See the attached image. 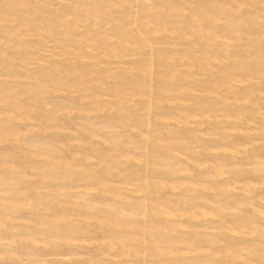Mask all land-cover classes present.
<instances>
[{
  "label": "bare ground",
  "instance_id": "obj_1",
  "mask_svg": "<svg viewBox=\"0 0 264 264\" xmlns=\"http://www.w3.org/2000/svg\"><path fill=\"white\" fill-rule=\"evenodd\" d=\"M58 1L0 0L1 24L13 22L0 26V65L14 75L25 76L23 79L29 77L28 85L37 89L32 95L37 98L35 102L17 105L14 103L21 99L19 93L1 91L0 124L4 125H0V139L13 135L11 140L14 135L29 133L30 136L18 137V140L31 143L33 149L43 147L30 151L34 156L31 166L49 168V172L31 173L25 168L30 166L27 163L29 155L19 156L18 147L14 148L16 153L0 151L3 155L0 159V264H90L81 259L80 248L67 246L74 241L78 244L97 238L102 240L99 247L102 255L121 256L128 259L124 263L129 264H153L149 260L156 252L170 255L166 262L159 264H171L176 260L180 264L191 259V264H264V187L262 191L256 190V183L264 185V179L254 177L264 170V153L259 151L264 148V6H256L264 4V0H204L196 2L199 8L184 6L181 1L185 0H158L156 6H152L150 0H126L128 3L124 0ZM243 3L250 8L241 14L238 10ZM49 4L57 6L50 10ZM84 4L90 5L82 8ZM230 10L236 13L229 14ZM184 29L190 32L183 41ZM23 34L34 35V40L21 39ZM50 35L55 44L47 54L44 40ZM159 45H164L161 52H158ZM132 55L137 56L136 59L122 60ZM218 61L223 62L222 66L213 70ZM128 62L132 64L128 66ZM117 63H126V66H116ZM30 64L34 67H29ZM58 92L63 93L62 97L65 93L80 95L87 98L88 103L83 108L77 104L79 98L56 103L61 97ZM4 105L10 108L4 109ZM132 105L136 107L131 108ZM173 106H182L180 114L167 112V108ZM81 108L83 116L78 117L76 124L86 127L83 132H88L87 128L91 130L89 136L93 133L96 139L77 130L73 131L75 137L68 131L69 124L64 123L70 113ZM99 110L109 116L110 110L119 111L122 119L109 117L103 121ZM91 112L95 114L89 115ZM135 114L141 117L140 123L123 119ZM193 123L205 124L207 128L199 130L198 126H192ZM49 129H53L49 132L59 135L58 138L54 136L49 140L41 134L44 130L47 134ZM118 129L119 135H104L105 131L117 132ZM184 129L194 131V136L182 135ZM206 130L211 132L206 133ZM71 134L78 142L70 140L73 144L68 145L82 147L83 157L67 156V148L60 145L73 139L69 138ZM242 138L260 140L263 145L246 148L249 141L244 142ZM139 141L146 143L140 154L136 152L141 148L136 145ZM124 142L131 144V149L124 148ZM151 144L154 150L162 147L159 149L165 148L167 153L175 150L172 153L179 155L171 156L166 152L153 155ZM104 146L108 150L102 151ZM211 149L216 152L211 153ZM74 152L79 155L78 151ZM210 154L220 159H216L217 164H214L215 156H212L214 161H210ZM180 155L187 159L184 161ZM16 157H20L22 160L18 162L22 163L16 161L19 158L14 160ZM188 158L198 162L192 163ZM209 161L213 165L207 164ZM178 163L188 165L179 168ZM137 167L140 168L138 175L135 174ZM164 170L168 174L164 178L157 176L160 179L154 181V174ZM249 173L254 174L253 178L250 175L248 178L252 179L245 181L249 179L244 175ZM34 174L41 179L32 183L30 178H34ZM196 176L214 182H195ZM99 182L104 190L96 188ZM185 182L188 184H183ZM236 183L246 185L243 187L248 193H240L243 187L239 189ZM125 185L134 189L127 190ZM82 186L97 193V196L90 190L77 193V197L78 194L91 197L94 193L88 202L94 209L92 212L74 208L75 199L66 196L69 189ZM163 188H177L181 193L177 192L179 196L170 194L172 199H169L159 192ZM211 190L216 191L213 192L218 199L207 194ZM154 192L161 194L158 196ZM103 194L107 198H102ZM240 195H244L241 199L248 202L247 206L241 205ZM173 196L178 197L174 199ZM250 204L253 208H249ZM44 208L54 209L50 211L52 214H44L53 218L33 215L43 212ZM29 210L35 212L26 216L24 212ZM120 216L135 217L143 224L141 230L135 227L134 232L124 233L133 238H127V234L125 237L115 235L114 228L129 227V220ZM169 217L173 222L167 221ZM213 217L218 218L221 225L215 224ZM136 219L131 221L138 224ZM147 220L163 225L157 224L154 228ZM164 221L171 226H166ZM98 225L107 226L108 230L99 228L103 233L92 232ZM202 227L206 230H201ZM209 228L222 230L211 234L213 231L209 233ZM77 229L85 234L75 233ZM206 231L210 236H218L219 244L212 242ZM155 233H161L160 237ZM164 235L170 239L165 240ZM245 235L257 240L260 246L253 250L251 246H243L245 241L238 247L228 242L240 236L241 240L243 236L249 241V236ZM17 237L24 239L23 247L29 246L28 254H20L26 258L25 262L17 257L19 252L17 256L12 254V246L21 244ZM30 243L49 244L52 249L50 253L43 252L32 248ZM221 250L226 253L215 261L214 255ZM183 253L195 257L186 258ZM49 254L56 256L58 261L39 260ZM90 256L91 259H85L106 264V258L102 260L97 254ZM132 257L139 259L133 261Z\"/></svg>",
  "mask_w": 264,
  "mask_h": 264
},
{
  "label": "rangeland",
  "instance_id": "obj_2",
  "mask_svg": "<svg viewBox=\"0 0 264 264\" xmlns=\"http://www.w3.org/2000/svg\"><path fill=\"white\" fill-rule=\"evenodd\" d=\"M156 1H158V0H150V2H151V5L152 6H156L155 5V2ZM181 1V0H180ZM185 1H187V2H185ZM185 1H181L183 4H184V6H188V7H190L191 5L193 6V7H195V8H199L198 7V5H197V3L198 2H200V3H203V1L204 0H185ZM194 1V2H193ZM202 1V2H201ZM56 2H60V1H58V0H56ZM66 2H70V0L68 1H66ZM124 3H128V1H126V0H124L123 1ZM197 2V3H196ZM223 2H225V1H223ZM58 4V3H57ZM223 4V3H222ZM52 5V6H51ZM49 4V9L51 8V9H54L56 6H55V4L53 5V4ZM87 5H90V4H87ZM87 5H83V6H81L82 8H85V7H88ZM256 6H259V7H262V6H264V4H262V3H260V4H256ZM112 7H115V6H112ZM245 8V9H244ZM250 8V5L248 4H242L241 6H240V9L238 10V12H240L241 14H243L244 12H246V11H248V9ZM50 9V10H51ZM132 9H134V7L132 8ZM247 9V10H246ZM252 9H254V8H251L250 10H252ZM199 11H202V9H199ZM262 11V10H261ZM181 12H183V11H181ZM185 12H187V13H189V11L188 10H186ZM228 13L229 14H234V13H236L235 11H233V10H230V11H228ZM44 15L45 16H48V13H44ZM51 16V15H50ZM154 18L155 19H157V15H155L154 16ZM235 20V17H233L232 18V20ZM223 21V20H222ZM222 21H218L219 23H221ZM2 23V21H0V26L1 27H4L5 25H12L13 24V22H7L6 24L4 23V24H1ZM256 27H257V25H255ZM262 27V26H261ZM192 31V30H191ZM183 32H184V36H183V41H184V39H186V38H188V36L186 35V33H188V32H190V30H188V29H184L183 30ZM156 34V33H155ZM26 35V36H25ZM24 36V37H23ZM71 37H72V35H70ZM246 36H248V34H246ZM28 37H30V38H28ZM249 37V36H248ZM32 38V39H31ZM21 39H27V40H29L30 42H32L33 40H34V35H31V34H23L22 36H21ZM2 40L4 41L5 39L4 38H2ZM32 40V41H31ZM53 36L51 37V35L49 36V37H47V39H45L44 40V43L46 44V46H44V48H47L48 50H46L45 51V53H47L50 49H52V47H53V45L55 44L53 41ZM170 40V39H169ZM41 43H39L38 44V46L40 45ZM180 46H182V45H180ZM164 47V45L163 46H161V45H159V46H157V48L159 49V51L158 52H161V51H163L161 48H163ZM72 48V47H71ZM70 48V49H71ZM178 48H181V47H178ZM182 48H185V46L184 47H182ZM92 51L91 49H89L88 48V51ZM48 53H50V51L48 52ZM47 53V54H48ZM136 57L137 56H134V55H132V56H128V57H124L122 60H133V59H136ZM182 60H184V59H182ZM132 64V62H128L127 63V65L129 66V64ZM222 61H218L217 62V66H215L214 68H213V70H218L219 69V67L220 66H222ZM130 64V65H131ZM167 64V63H166ZM116 66L118 65H120V66H126V63L124 64V63H120V64H115ZM1 67H0V93H1V91H4V92H10V93H12V92H17V93H19L20 94V96H21V99H19V100H17V102H15L14 104L15 105H17V103H24V104H26V103H30V104H32L33 102H31V101H36L37 100V98H33V94H35L36 92H37V89L36 88H33V86H29L28 84H29V82L31 81V79L29 78V77H27L26 76V78L25 79H23L25 76H19V75H17V74H15L14 75V73L12 72V71H8V70H5V69H3V65H0ZM41 66H43V65H41ZM29 67H34V65L33 64H30L29 65ZM182 67H184V66H182ZM17 70H19V68H17ZM3 72H6V74H4ZM2 76V77H1ZM198 76V75H197ZM11 77V78H10ZM23 77V78H22ZM200 77V76H199ZM221 77V76H220ZM3 78V79H2ZM18 78V79H17ZM12 79V80H11ZM13 79H15V80H13ZM17 79V80H16ZM221 79V78H220ZM111 80V79H110ZM6 82V83H5ZM70 82V81H69ZM72 82H74V80L73 81H71V83ZM110 84H111V82H109ZM12 84V85H11ZM17 87V88H16ZM18 87H19V89H18ZM29 87V88H28ZM31 87V88H30ZM13 88V89H12ZM23 88V89H22ZM34 89V90H33ZM10 90V91H9ZM17 90V91H16ZM29 90V91H28ZM33 90V91H32ZM36 90V91H35ZM22 94V95H21ZM58 94L59 95H61V97L59 98V99H57L58 101H55L56 103H60V102H62L63 100H67V99H74V100H77L78 98H79V100H77V104H78V106H80V107H84V106H86L87 105V103H88V99L87 98H83V97H80V95H76V94H74V93H70V95L69 94H67V93H65L64 95H63V97H62V92H58ZM19 96V97H20ZM25 98H24V97ZM27 97V98H26ZM103 97V96H102ZM29 98V99H28ZM62 98V99H61ZM65 98V99H64ZM104 99H110V98H108V97H103ZM30 100V101H29ZM109 101H111V100H109ZM85 103V104H84ZM169 103H171V101L169 102ZM130 104V103H129ZM133 106H135L136 107V105H132L131 106V108L133 107ZM6 107H9L10 108V106H7V105H4V109H6ZM82 107V108H83ZM174 107V106H173ZM169 107V108H167L168 110H167V112L169 113V112H171V113H173V114H180V110L182 109L181 107L182 106H177V107ZM180 107V108H179ZM82 108H81V110L79 109V110H74L72 113H70L69 114V116H68V118H67V120H65L64 121V123H68L69 124V127H70V130H68L69 132H71V133H73V131H75V130H77L78 131V133L81 131V134L83 133V135L84 136H87V137H91L92 136V138H95L92 134L93 133H91V136H89V134L88 133H90V131L91 130H89L88 128L86 129V130H88V132L87 131H84L83 132V130H85V126H83V125H81L80 123H77L76 124V122L79 120L78 119V117H82L83 115H82ZM175 109V110H174ZM178 110V111H177ZM97 112H100V116H101V119L103 120V121H105L107 118H109V117H111V118H118V119H122V117H119V115L121 114V112H119V111H111L110 110V116L109 115H107V113H105L104 111H102V110H99V111H97ZM104 112V113H103ZM85 113V112H84ZM139 114H140V116H141V112H138ZM143 113V112H142ZM93 114H95V112H91V114H89V115H93ZM71 115V116H70ZM137 115V116H136ZM5 116V115H4ZM74 116H76V118L74 117ZM132 116H134V115H132ZM138 117V114H135V116L134 117H130V116H126V117H124L123 119L125 120V121H127V122H130V123H136V121H140L141 122V117ZM74 118V119H73ZM126 118H128V120L126 119ZM140 118V119H139ZM136 119H139V120H136ZM42 120V119H41ZM68 120L70 121V122H68ZM131 121H133V122H131ZM176 121H179V122H181L180 120H176ZM139 122V123H140ZM178 122V123H179ZM23 123H24V121H23ZM74 123V124H73ZM182 123V122H181ZM181 123H179V124H177V122H176V124L177 125H179V126H182V124ZM137 124V123H136ZM0 125H4V124H0ZM24 125H27V123H24ZM71 125V126H70ZM75 125V126H74ZM195 126L196 128H197V126L199 127V128H197V129H204V128H207V125H205V124H202V125H196V123H193L192 124V126ZM79 128V130H78V128ZM4 127V126H3ZM80 127H81V129H80ZM84 128V129H83ZM164 129H165V127H163ZM195 128V129H196ZM71 129H73V130H71ZM83 129V130H82ZM187 129V128H186ZM186 129H184L185 131L183 132V131H181V134L182 135H185V136H191V137H193L194 136V134L193 133H195L194 131L192 132V131H190V129H189V131L187 132V130ZM197 129L195 130V131H197ZM53 129H49L48 130V133L46 134V132H45V130L44 131H42L43 133H41L42 135H44L45 137H47V139H54L55 137H57V136H59V135H57L56 136V134L54 133L53 134V132L52 133H50L51 131H52ZM119 130L120 129H118V131L116 132V131H113V132H109V131H105L104 132V135H106V136H109V135H113V136H116V135H119L118 133H119ZM133 130V129H132ZM166 130V129H165ZM191 130H194V129H191ZM47 131V130H46ZM50 131V132H49ZM65 131H67V130H65ZM77 131H75V132H77ZM134 131V130H133ZM27 132V131H26ZM55 132V131H54ZM92 132V131H91ZM183 132V133H182ZM190 132V133H189ZM206 133H209V132H211V131H205ZM45 133V134H44ZM188 133V134H187ZM198 133V135H199V133L200 132H197ZM197 133L195 134V135H197ZM22 134V135H21ZM49 134V136H46V135H48ZM74 134V133H73ZM73 134H71L70 135V137L69 138H71V137H73L72 135ZM191 134V135H190ZM201 134H203V133H201ZM76 134H74V136H75ZM13 136V135H12ZM12 136H10V137H12ZM27 136H30V134L29 133H27L26 135L24 134V132L23 133H20V134H17V135H14V137H17V139H15L14 140V137L10 140V137H8V138H6V139H0V151H7V150H13V152L14 153H16L15 152V150H17L18 149V152H21V154L20 153H17V154H19V156L21 155V156H27V155H29V159L27 160V163H29V165L30 166H26L25 168H27V170H29L31 173L32 172H34V173H36V172H44V171H48L49 170V168H47V167H42V169H40V168H36L35 167V165L34 166H31V165H33V163H34V161H33V159H34V156H31L32 155V153L30 152L31 150H34V149H43V147H34V149H33V146L34 145H32L31 143V145L30 144H25V143H23V141H20V140H18L19 138H24V137H27ZM53 136V137H52ZM55 136V137H54ZM200 136V135H199ZM19 137V138H18ZM76 137V136H75ZM75 137H73V139L71 138V139H68V138H66L65 139V142L67 141V139L69 140V141H67L66 143H63V144H60L63 148H67V150H70V152L69 151H67V150H65V153H66V155L67 156H69V157H71V158H73L72 156H74V157H76V156H78V157H83L84 155V149L82 148V147H80V146H74L73 148H71L70 146L71 145H68V143L69 144H73V143H77L78 142V140H77V142H75L76 140H74V138ZM98 137V136H97ZM235 137V136H234ZM252 137H255L254 135H252ZM58 138V137H57ZM196 138H198L197 136H196ZM96 139V138H95ZM97 139H99V138H97ZM243 139H245V138H242V141H249V144H246L247 146H245L246 148L247 147H250L251 146V148H252V146L254 145V146H256L257 144L258 145H263L262 143H261V141L259 142V141H250V140H248L247 138L245 139V140H243ZM70 140H73V143H72V141L70 142ZM20 141V142H19ZM264 142V141H263ZM164 143V142H163ZM166 143V142H165ZM199 143V141H197V144ZM128 144V145H127ZM145 142L144 141H139L136 145L137 146H141V148H139L136 152L138 153V154H140V153H143L144 152V149H145ZM196 144V145H197ZM15 145H17V146H15ZM153 144H151L150 145V147H152V148H150V149H152L153 151H151V153L154 155H156V153L157 154H163V153H165L166 152V154H172V155H174V153H172V152H174L173 150L172 151H169V153H167V151H165L164 149L165 148H163L162 150L161 149H159V148H162V147H157L155 150H154V146H152ZM257 145V146H258ZM21 146V147H20ZM123 146H124V148H129V149H131L130 148V146H131V144H129V143H127V142H124L123 143ZM149 146V145H148ZM253 146V147H254ZM16 147H18L17 149H15L14 150V148H16ZM68 147H70L71 149H68ZM76 147V148H75ZM143 147V148H142ZM264 147V146H263ZM20 148V149H19ZM103 148H105V146L103 147ZM102 148V149H103ZM147 148H149V147H147ZM147 148H146V151H147ZM73 149H75L74 151H78L79 153V155H77V152H74L73 151ZM71 150H72V152H71ZM106 151V150H108V148L106 149H103L102 151ZM143 150V151H142ZM214 150V149H213ZM29 151V152H28ZM82 152V154H81V152ZM211 151H212V149H211ZM259 151H261V153L263 154L264 153V148L262 149V150H259ZM177 152V151H176ZM175 152V153H176ZM216 152V151H215ZM214 152V153H215ZM69 153V154H68ZM73 153V154H72ZM76 153V154H75ZM113 154H116L115 152H112ZM178 153V152H177ZM181 153V152H180ZM211 153H213V151L211 152ZM213 153V154H214ZM31 154V155H30ZM81 154V155H80ZM83 155V156H82ZM171 155V156H172ZM179 155V153L178 154H176V155H174V156H178ZM181 155H183L184 156V154H181ZM179 156L180 158H182V156ZM264 155V154H263ZM2 156L3 155H0V159L2 158ZM18 156V155H17ZM167 156H169V155H167ZM173 156V157H174ZM210 161L211 162H213L214 161V159H213V157L215 156V155H212V154H210ZM213 156V157H212ZM186 157V158H185ZM184 157V161L187 159V156H185ZM216 157V156H215ZM214 157V158H215ZM17 158H19V160H16ZM176 158H178V157H176ZM175 157H174V159H176ZM20 157H16L14 160H16L17 162L18 161H20ZM170 159V158H169ZM172 159V158H171ZM181 159V160H182ZM216 159H217V157L215 158V161H216ZM22 160V159H21ZM188 160H189V158H188ZM217 160H220V159H217ZM243 160V159H242ZM241 160V161H242ZM190 161V160H189ZM189 161H187V162H189ZM210 161H209V163H207V162H205V163H207V164H209L210 166L211 165H213L212 163L210 164ZM214 161V164L216 163L217 164V161L215 162ZM190 162H192V163H197L198 161H196V162H194V161H190ZM219 162H221V161H218V163ZM18 163H22V162H18ZM205 163H202L203 164V166H204V164ZM182 164V163H181ZM199 164H201L200 162H199ZM175 165H177V164H175ZM183 165H185V166H187L188 165V163H185V164H182V165H180L179 163H178V165H177V167H179L180 168V166L182 167ZM196 167H202V166H199L198 164H194ZM240 165V164H239ZM251 167V166H250ZM37 169V170H36ZM46 169V170H45ZM137 170H136V172H135V174L136 175H138V174H140V168H136ZM52 171V170H51ZM54 171H56V170H54ZM58 171V170H57ZM115 170L113 169V172H114ZM138 171V172H137ZM49 172V171H48ZM47 172V173H48ZM263 172H264V170H263ZM263 172L262 173H259V176L261 177H259L258 176V174L257 175H254V174H245L244 176L245 177H247L248 178V176H252V178H253V175H254V177L256 178V179H258V180H263L264 179V174H263ZM54 174V175H53ZM55 174H57L56 172L54 173V172H50V175H53V176H58V175H55ZM168 174V171H166V170H164V171H161L159 174L157 173V174H154V177L156 178L157 176L159 177H162V178H164L165 176L164 175H167ZM261 174H263V175H261ZM153 175V174H152ZM169 176V175H168ZM177 176V175H176ZM181 176L183 177L184 175H182V173H181ZM243 176V177H244ZM263 176V177H262ZM39 175H35L34 174V178H33V176H32V178H30L32 181V183H33V181H35V180H40L41 179V176L39 177ZM153 177V176H152ZM153 177V179H155ZM75 177H72V179H74ZM114 178H117V177H114ZM180 178V177H179ZM185 178V177H184ZM252 178H248L249 180H245V181H250V179H252ZM157 179V178H156ZM154 180V181H158L159 179H157V180ZM195 182L196 181H199V182H207L208 180H211V182H214L212 179H209V178H206V177H195ZM244 179H246V178H244ZM42 181V180H41ZM71 182H72V180H70ZM82 181V180H81ZM80 182V181H79ZM114 182V181H113ZM101 182H99V184H97L96 185V188L97 189H99V190H104V189H102L103 188V186L100 184ZM238 183V182H237ZM236 183V186H239L238 188L240 189V187H241V189H242V187L243 186H246V185H243V186H241L242 184L241 183H239V184H241V185H239V184H237ZM258 183V184H257ZM256 183V185H257V188H256V190H258V189H260L261 191H262V189L261 188H263L264 187V185H262L261 183H259V182H257ZM263 183V182H262ZM183 184H188V183H183ZM260 185V186H259ZM126 186V188H127V190H133L134 189V187L133 186H129V185H125ZM130 187L131 188H133V189H130ZM199 187V186H198ZM201 187V186H200ZM97 189H95V190H97ZM238 189V190H239ZM43 190V189H42ZM82 190H90L91 192H94V189H86V188H84L83 186L82 187H75V188H71V189H69V193L66 195L68 198H71V199H75V201H76V204H74L73 205V207L74 208H76V209H78V210H80V211H82V212H92V211H94V209L93 208H90L89 206H90V204L88 203L89 201H91L90 199L92 198V196H93V194L95 193H93V194H91L92 196L90 197V195H79L78 194V197H77V193H80V191H82ZM93 190V191H92ZM121 190H124V189H121ZM178 190V191H177ZM182 190V189H181ZM242 190H244V192H241ZM241 191H239L240 193H242V194H247L248 193V191H245V190H247V189H245V187H243V189H242ZM168 191H170V192H172V193H169ZM173 191H176V192H173ZM213 191H215V190H213ZM212 190L209 192H207V194L209 195V194H212V195H210V197L212 196V198L214 197V198H217L216 197V193L214 194V192H213ZM129 192V191H128ZM159 192H161V193H164V195H166V198H169V199H172V197H171V195H175V194H177L178 196H179V194L178 193H181V192H179V189H177V188H175V189H169V188H165V190H164V188L161 190V191H159ZM159 192H154V194H158V196H160V194L161 193H159ZM178 192V193H177ZM213 192V193H212ZM216 192V191H215ZM97 193H95V195H96ZM154 194H151V196L153 197L154 196V198H156V195H154ZM168 194V195H167ZM171 194V195H170ZM94 195V196H95ZM136 195H141V193H136ZM170 195V196H169ZM97 196V195H96ZM103 196V197H102ZM101 197L102 198H107V195L105 196L104 194L102 195ZM150 196V197H151ZM157 196V197H158ZM176 196V195H175ZM175 196H173L174 197V199H176L175 198ZM223 196V198H225L224 197V195H222ZM220 197V196H219ZM238 198H239V200L241 199V198H245L244 197V195H240V196H238ZM218 199V198H217ZM229 199V198H228ZM229 200H231V201H233V202H235L234 201V199L232 200V199H229ZM241 200H243V199H241ZM240 200V203H241V205L243 204V205H245L246 203H248V202H244L245 201V199L243 200V201H241ZM152 201H154V200H152ZM243 202V203H242ZM153 203V202H152ZM248 204H246V206H247ZM44 207V206H43ZM109 207L108 206H106L105 207V210L106 211H108L109 209H108ZM249 208H253L252 206H251V204H250V207ZM48 209V208H47ZM46 208H44V209H42V211L43 212H41V211H39V212H37V214H33V215H35V217H39V218H48V219H51V218H53V217H51V215L50 214H52L50 211H54V209L53 210H51L52 208H49L48 210H47ZM197 211H198V209H196ZM202 211V210H201ZM29 212H32V213H34L35 211L34 210H32V211H25L24 212V214L26 215V216H28V214L30 215L31 213H29ZM50 213V214H47V215H49V217L48 216H45L44 214H46V213ZM42 214V215H41ZM32 215V214H31ZM30 215V216H31ZM37 215V216H36ZM40 215V216H39ZM44 215V216H43ZM230 216V215H229ZM121 218H123L124 217V219L126 220V219H128L129 221V223H128V226L130 227H122V226H118V227H116V228H114V232H115V235L116 236H119V235H122V237H125V235L128 233V231L130 232L131 230L134 232V230L137 228V230H141V228L143 227V226H141V225H143V224H141V222L139 221V220H137L135 217H131V216H120ZM129 217H131V218H129ZM165 218H166V216H164ZM209 217V216H208ZM134 218V219H133ZM210 218H212V216L210 217ZM213 218H215V217H213ZM136 219V221H138V224H136L135 222H132L133 220H135ZM168 219V220H167ZM167 219H165V220H167L168 222L170 221H172V220H170L171 218L169 217V218H167ZM216 219V218H215ZM215 219H212L213 221H214V223L215 224H217V225H221V223H219L218 222V218L215 220ZM132 220V221H131ZM149 220H151V218L149 219ZM149 220H147L148 221V223L150 222ZM221 220V219H220ZM127 221V220H126ZM151 221H154L155 222V220L153 219V220H151ZM16 222V221H15ZM19 222H21L20 220H19ZM132 222V223H131ZM153 222V224L151 223V225L155 228V227H160V226H162V225H159L158 224V222L156 221V223L158 224V226H157V224H155ZM166 221H164V223H165ZM173 222V221H172ZM217 222V223H216ZM134 223L136 224V225H134ZM147 224V223H146ZM167 222H166V226H167ZM165 225V224H164ZM149 226H150V224H149ZM168 226H171V223H169L168 224ZM105 227V228H104ZM104 227H102V225H98L97 226V229H94V231H92V232H94V233H98V232H100V233H103L102 231H104V230H108V228H107V226H104ZM136 227V228H135ZM102 230H100V229ZM129 228V229H128ZM203 228V227H202ZM99 229V230H98ZM104 229V230H103ZM205 228H203V229H201V230H204ZM213 228H209L207 231L210 233L211 231H213L211 234H213L215 231H217L218 233L220 232V230H222V229H218V230H215L214 231V229L212 230ZM198 230H200L199 228H198ZM206 230V229H205ZM209 230H211V231H209ZM79 233V234H85L84 232H83V230L82 229H77V230H75L74 232L75 233H77V232ZM124 231V232H123ZM132 231L130 232V233H132ZM206 231V232H207ZM113 232V233H114ZM117 232H119V233H117ZM123 232V233H122ZM125 232H127L126 234H124ZM201 232H203V231H201ZM207 232V233H208ZM122 233V234H121ZM203 233H205V231L203 232ZM209 233L207 234V237H209L211 240H212V242H214L215 244H219V241H218V243H217V238H218V236H210L209 235ZM124 234V235H123ZM161 234V233H160ZM160 234H158V233H155V235L157 236L158 235V237H160L159 235ZM90 235V234H89ZM104 235V234H103ZM128 236H127V238H133V237H131V235H129V234H127ZM132 235H134L135 236V233L134 234H132ZM138 235V234H137ZM136 235V236H137ZM205 235V234H204ZM209 235V236H208ZM206 236V235H205ZM245 236H249V235H245ZM164 237V239L165 240H168V239H170V237L169 236H163ZM241 237V236H240ZM240 237H236V238H231L228 242L229 243H231V245L232 246H235V247H238V246H241V245H243V241H245L244 242V245L243 246H251V248L253 249L254 247L255 248H257L258 246H260V243L259 242H257V240H255L256 241V243H255V241L253 240V238H251V236H249V238H247L249 241H250V243H249V241H247L246 239H243L244 237L242 236V240L240 239ZM17 238H19V239H21V244L20 245H13L12 246V254H13V256L16 254V253H18V254H16L15 256H17V257H19V259L21 260V262H23V260H24V262L25 261H27L26 260V258H23L22 257V255H20V254H28L29 253V246H27V245H24V247L22 246L23 244H22V242L24 241V239H22L21 237H17ZM167 238V239H166ZM98 239V238H97ZM96 239V241L95 240H91L90 242H79L78 244L77 243H75V241L73 242V243H71L70 245H68L67 247L68 248H76V249H79V250H82L81 251V254L83 255L82 257H81V254L80 255H78V257L80 256L81 257V259L83 260H85L86 262H88L89 261V263L91 264V262H92V264H102L101 262L99 263H96L95 261L93 262L92 260H86L87 258H89V259H91L90 257V255H93V254H97L102 260L104 259V258H106V264H108V263H110V264H123L124 263V260H128V259H124L123 257H121V256H117V258H115L116 256H111L110 254L109 255H102L101 254V250H100V252H99V247H100V243L102 242V240H100V238L97 240ZM240 239V240H239ZM252 239V240H251ZM100 240V241H99ZM237 240V241H236ZM95 241V242H94ZM252 241V242H251ZM226 241H222L221 243L222 244H224ZM225 243V244H228V245H230L229 243ZM215 244H213V245H215ZM249 244H251V245H249ZM253 244H254V246H253ZM30 245H32V243H30ZM22 246V247H21ZM25 246H27V247H25ZM75 246V247H74ZM82 246V247H81ZM253 246V247H252ZM38 248V249H40V250H42L43 252L45 251V252H47V251H49L48 253H50V249H52V247H51V245H49V244H47V245H43V244H41L40 246L39 245H37L36 243H34L33 245H32V248ZM84 248V249H83ZM250 248V247H249ZM6 250H8V251H10L9 249H6ZM5 250V251H6ZM114 250V249H113ZM251 250V249H250ZM253 250H255V249H253ZM252 250V251H253ZM115 251V250H114ZM118 251V250H117ZM84 253H87V254H85V255H87V257L84 255ZM222 253V254H221ZM224 253H226V251H220V252H218V254H216V255H214V260L216 261V260H219L220 258H222V256L221 255H223ZM89 255V256H88ZM154 255V256H153ZM151 257H150V260L149 261H151V262H153V264H159V262L161 261H164V262H166L167 261V259H168V257H170V255L168 254H163L162 252L161 253H158V252H156V253H154ZM164 255V256H163ZM183 255H184V257H186V258H188V257H195L194 256V254H187V253H183ZM162 256V257H161ZM79 257V258H80ZM22 258V259H21ZM86 258V259H85ZM139 259V257H132L131 259L134 261V260H136V259ZM161 258H163V259H161ZM167 258V259H166ZM122 259V260H121ZM157 259H159V260H157ZM39 260H49V262H51V261H58V259H57V257L56 256H54V255H52V254H49V256L47 255V256H44L43 258H39ZM156 260L158 261V262H156ZM120 261H121V263H120ZM177 261V260H176ZM174 262V261H171V264H177L178 263V261L177 262ZM185 261H188L187 263L185 262ZM185 261H183V263L185 262L186 264H191V262H192V259L191 260H185ZM116 262H118V263H116ZM156 262V263H155ZM160 262V263H161ZM182 262H180V264H181ZM182 263V264H183ZM184 263V264H185ZM124 264H129V262L128 263H124ZM131 264H136V263H131Z\"/></svg>",
  "mask_w": 264,
  "mask_h": 264
}]
</instances>
